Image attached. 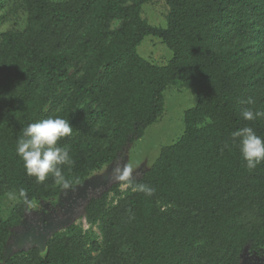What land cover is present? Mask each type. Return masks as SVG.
Listing matches in <instances>:
<instances>
[{"label": "trees", "instance_id": "trees-1", "mask_svg": "<svg viewBox=\"0 0 264 264\" xmlns=\"http://www.w3.org/2000/svg\"><path fill=\"white\" fill-rule=\"evenodd\" d=\"M149 1L21 0L26 26L1 34L0 201L14 193L17 202L0 216V264H241L246 248L264 251V163L247 169L231 140L245 126L264 137V117H241L244 108L264 111V0H164V28L142 18ZM147 37L171 52L166 65L140 56ZM177 83L196 96L183 134L129 176L154 193L129 188L112 207L107 192L90 198L83 217L98 223L101 243L88 250L73 229L43 253L33 247L4 261L28 205L65 189L51 174L39 182L27 173L16 152L23 129L68 120L72 135L58 144L73 159L61 168L76 187L158 122Z\"/></svg>", "mask_w": 264, "mask_h": 264}, {"label": "rangeland", "instance_id": "rangeland-1", "mask_svg": "<svg viewBox=\"0 0 264 264\" xmlns=\"http://www.w3.org/2000/svg\"><path fill=\"white\" fill-rule=\"evenodd\" d=\"M167 13L168 6L164 0H150L143 5L141 16L149 25L164 28ZM26 23L27 15L21 6V0H0V36L5 31L22 30ZM119 23V20H114L111 23V29L116 28ZM137 51L145 60L158 66L166 65L172 56L162 41L155 37L145 38ZM164 100V111L158 122L148 127L140 140L129 145L118 162L109 164L81 185L64 189L54 199L45 202L32 201L19 226L12 229L3 256L7 259L14 255L25 256L28 250L35 247L31 241H22L23 234L35 227V221L39 226L45 222L51 227H60L51 234L48 240L56 235H70L73 229H77L85 240L87 250L92 242L100 244L101 235L98 223L89 224L83 217L86 202L92 197L107 192V207H112L120 198L129 193L127 184L118 178L125 172L131 176L147 171L157 158L160 149L174 144L183 134L184 112L196 104L194 93L178 83L168 87L164 93ZM16 202V194L5 193L0 201V216L5 219ZM65 223L67 226H61ZM241 263L264 264V251L251 253L246 249L243 252Z\"/></svg>", "mask_w": 264, "mask_h": 264}, {"label": "clouds", "instance_id": "clouds-1", "mask_svg": "<svg viewBox=\"0 0 264 264\" xmlns=\"http://www.w3.org/2000/svg\"><path fill=\"white\" fill-rule=\"evenodd\" d=\"M246 103L254 104L250 98ZM241 117L246 121H254L264 117V111L244 108ZM73 128L67 119L46 118L35 123L28 124L17 139L16 152L24 162V167L30 176L43 182L48 176L56 180L65 189L69 188L70 181L62 172V165H72L73 159L69 150L58 144L62 138L70 137ZM232 144L239 148L245 167L249 170L257 168L264 163V137L257 135L249 126L231 133ZM228 147V145H226ZM118 179L126 182L132 191H140L148 196L154 193V189L143 183H133L129 173L125 172Z\"/></svg>", "mask_w": 264, "mask_h": 264}, {"label": "water", "instance_id": "water-1", "mask_svg": "<svg viewBox=\"0 0 264 264\" xmlns=\"http://www.w3.org/2000/svg\"><path fill=\"white\" fill-rule=\"evenodd\" d=\"M61 226L65 227L67 226V224H62ZM60 227H50L48 230H45L43 232H39L37 234L35 233H31L30 234V237H31V240H29L27 237H25L24 239L22 238V241L25 242V241H31L32 245L37 247L38 250L43 253L46 249V242L48 240V238L51 236V234L59 229ZM248 249V248H246ZM246 249L244 251H246ZM243 251V252H244ZM243 257V253L241 254V258ZM3 260L6 261L7 260V257L6 256H3ZM242 264V263H241Z\"/></svg>", "mask_w": 264, "mask_h": 264}, {"label": "flooded vegetation", "instance_id": "flooded-vegetation-1", "mask_svg": "<svg viewBox=\"0 0 264 264\" xmlns=\"http://www.w3.org/2000/svg\"><path fill=\"white\" fill-rule=\"evenodd\" d=\"M70 202H71V200H70ZM70 205H71V203H70ZM36 223L37 222L35 221V227L31 231H26V233L23 234V236H22L23 239L25 237H27L30 240L31 239V237H30L31 233L37 234L39 232H43L45 230H48L51 227V225H49L48 223H45V222L42 223V226L36 225Z\"/></svg>", "mask_w": 264, "mask_h": 264}]
</instances>
